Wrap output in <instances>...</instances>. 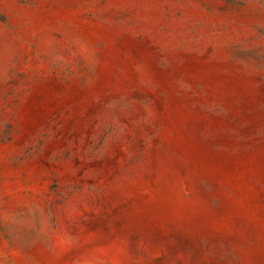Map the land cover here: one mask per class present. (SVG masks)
Here are the masks:
<instances>
[{
    "label": "rangeland",
    "instance_id": "1",
    "mask_svg": "<svg viewBox=\"0 0 264 264\" xmlns=\"http://www.w3.org/2000/svg\"><path fill=\"white\" fill-rule=\"evenodd\" d=\"M0 264H264V0H0Z\"/></svg>",
    "mask_w": 264,
    "mask_h": 264
}]
</instances>
